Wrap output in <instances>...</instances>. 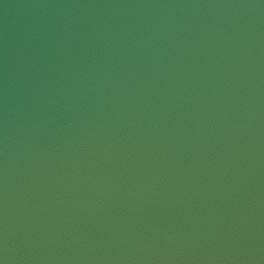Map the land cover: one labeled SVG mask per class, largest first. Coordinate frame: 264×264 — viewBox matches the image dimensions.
Wrapping results in <instances>:
<instances>
[{
    "label": "water",
    "instance_id": "95a60500",
    "mask_svg": "<svg viewBox=\"0 0 264 264\" xmlns=\"http://www.w3.org/2000/svg\"><path fill=\"white\" fill-rule=\"evenodd\" d=\"M0 264H264V0H0Z\"/></svg>",
    "mask_w": 264,
    "mask_h": 264
}]
</instances>
